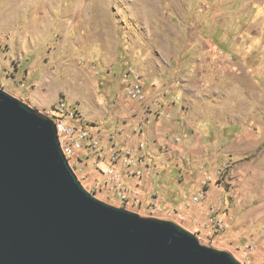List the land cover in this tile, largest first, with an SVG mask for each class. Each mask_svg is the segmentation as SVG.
<instances>
[{
    "label": "rangeland",
    "instance_id": "rangeland-1",
    "mask_svg": "<svg viewBox=\"0 0 264 264\" xmlns=\"http://www.w3.org/2000/svg\"><path fill=\"white\" fill-rule=\"evenodd\" d=\"M87 12L90 18H82ZM14 20L11 30L17 35L7 37L6 23ZM0 25V89L42 117L63 103L93 132L94 125L108 130L115 107L127 103L120 82V67L127 61L121 52L127 49L134 59L129 65L146 83L153 77L176 78L182 97L209 110L208 122L239 124V131L219 141L189 140L193 155L187 149L182 153L185 143H174V149L160 145L173 152L165 156L154 148L151 158L175 169L152 182L157 193L150 195L161 201L157 218L148 216L150 201L139 194V204L132 206L92 192L100 179L92 161L72 170L97 199L141 217L171 221L201 244L250 264V255L237 249L264 234V0H0ZM215 150L218 165L211 170L206 157ZM226 157L228 169L218 176ZM197 184L213 190L217 207L205 210V197L191 201ZM208 216L223 219L224 230L206 226ZM232 234L235 239L227 237Z\"/></svg>",
    "mask_w": 264,
    "mask_h": 264
},
{
    "label": "water",
    "instance_id": "water-1",
    "mask_svg": "<svg viewBox=\"0 0 264 264\" xmlns=\"http://www.w3.org/2000/svg\"><path fill=\"white\" fill-rule=\"evenodd\" d=\"M0 264H241L86 191L53 120L0 89Z\"/></svg>",
    "mask_w": 264,
    "mask_h": 264
},
{
    "label": "crops",
    "instance_id": "crops-1",
    "mask_svg": "<svg viewBox=\"0 0 264 264\" xmlns=\"http://www.w3.org/2000/svg\"><path fill=\"white\" fill-rule=\"evenodd\" d=\"M89 14V12H87V14H82V18L89 19ZM69 17L70 14L67 15V18ZM15 24L16 20L10 21L9 24L6 23V31H9L7 37H10L14 33L17 35L14 29L11 30V27L15 28ZM2 34V30H0V35ZM110 37L113 41L112 35L109 36V39ZM121 54L125 55V58L127 60L125 62V65L120 67L124 69L123 74L129 70H132L139 74L140 72L138 69H134V66L129 65L134 62V59L130 58L133 55L132 52H129L126 49L123 50ZM143 79L146 80L145 77H142V80ZM162 79L156 77L150 78V81H152L150 84L146 83L145 80H143L144 88H146V86L148 85V90L151 92L149 94H146V102L158 103L159 105L157 109L158 113H160V116L154 115V110H152L150 113L149 111H145V103L125 100V102L127 103L123 102L124 105L117 104L119 107H115L116 110H114V113L116 115L113 116L114 121L111 123V127L108 130L103 131L98 128L97 125H94V130L96 132L95 134L101 140L104 147L102 156L104 162H106L107 153L111 150L114 144L121 150H129L139 156L140 159L135 166L136 168L143 171V175L139 180L126 179V185L130 191H137L143 202L150 201V194L152 192L157 193L155 192V187L153 186L152 182L160 179L163 173L170 175L172 174L173 170H175L170 168L169 165H167V167L161 166L162 158H151L152 154L156 155L154 148H157V152H161L165 156L171 155L173 152L162 146V148L160 149V145L167 143L172 149H174V143L178 145L185 143L181 148L182 153H187L185 150L187 149L190 152H188L187 154L193 155L194 150L192 145L188 144V142H190L189 140H193L199 137L203 138L204 140L206 138H213L219 141L226 138V133L231 134L235 130H240L239 124L226 125V123H224L220 126V124H218L217 122H208L209 118L205 116H207L209 110H207V108L203 106L202 102L194 101L189 98L187 99L185 94L182 97L180 94V83H178L179 80H176V78L173 79V77L171 78L166 76ZM146 81L149 82V80ZM176 96H178L179 98ZM114 102H116V98L115 100H113V103ZM144 119L147 121V124L144 125L142 132L139 135L135 134L133 131L135 125H137V123L145 121ZM165 138H169L170 142H164ZM176 139H178V141H176ZM139 143L144 144L143 149L139 148ZM207 145H213L214 147V145L216 146L218 144L209 142L207 143ZM224 149H226V147H223V150ZM202 151L203 149L201 150V152ZM216 153L217 152L215 150L214 153L210 155L211 157H206V161L209 163V168L211 170L218 165L217 159L214 158L217 155ZM81 161L87 162L89 166L91 164L90 157L87 159L85 157H82ZM223 162H229V158L226 157L225 159H223L220 165ZM198 185L199 184L192 187V189L195 190V193L200 190ZM183 188L184 187L182 186L179 188L178 185L179 190H182ZM214 196L215 193L213 192V190H205V199L202 203V206L205 210H207L208 207L213 208L218 206V203L214 199ZM169 198L172 199V197ZM191 215H194V212H192ZM238 233H240V231H238ZM238 233L237 235H239ZM227 237L232 239L234 237L235 239L236 235L232 234L230 236L228 235ZM233 241L234 240H232L231 242L232 244ZM220 242H222L221 239L219 243ZM248 242L250 241H247V243ZM253 242L255 244V251L250 254L249 257H247L249 262L250 264H264V234L257 233L256 237L253 239ZM242 247L238 248L237 251H239L240 253L242 252V255L245 256V253L242 251Z\"/></svg>",
    "mask_w": 264,
    "mask_h": 264
},
{
    "label": "built area",
    "instance_id": "built-area-1",
    "mask_svg": "<svg viewBox=\"0 0 264 264\" xmlns=\"http://www.w3.org/2000/svg\"><path fill=\"white\" fill-rule=\"evenodd\" d=\"M121 84L124 86V98L129 101L140 102L146 104V93L142 77L137 72L129 70L125 72L121 78ZM158 103L153 102L146 104L145 111L149 113L154 110V115L160 116L158 113ZM45 118L53 120L57 132L60 149L67 160L69 166L75 169L82 162V157L91 158L97 174L100 179L95 180V190L92 192L108 193L117 198L122 204L138 205V193L130 194L126 186V179H141L143 171L136 168L139 156L129 150H121L114 144L107 153L106 162L102 159L104 147L101 140L95 132L87 127L76 110L66 108L60 103L55 112H49ZM147 121L137 123L134 128L135 134H140ZM177 140V139H176ZM139 148L143 149L144 144L139 143ZM228 169V162H223L218 170L217 175L222 174ZM205 197V190L200 189L198 193L192 196L193 203L200 202ZM148 216L157 218L162 212L161 201L152 194L150 202L147 206ZM207 226L214 232L224 230L225 222L216 216H209ZM245 255H250L255 251L253 241L246 243L242 247ZM249 257V256H248Z\"/></svg>",
    "mask_w": 264,
    "mask_h": 264
}]
</instances>
